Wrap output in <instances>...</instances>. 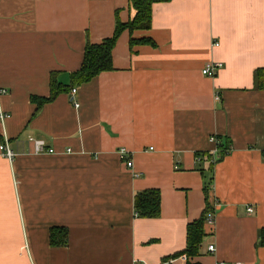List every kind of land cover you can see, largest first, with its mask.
Returning <instances> with one entry per match:
<instances>
[{
	"label": "crops",
	"instance_id": "1",
	"mask_svg": "<svg viewBox=\"0 0 264 264\" xmlns=\"http://www.w3.org/2000/svg\"><path fill=\"white\" fill-rule=\"evenodd\" d=\"M135 15L130 0H0V145L16 155L0 151V264H164L206 207L211 166L196 153L215 158L214 137L231 152L213 167L215 222L193 262L264 264V0L156 3L150 30L118 39L112 71L32 100L50 97L52 74L70 87L87 43ZM209 62L223 64L215 78L202 74ZM150 189L161 214L138 218L135 195ZM52 228L67 246L50 245Z\"/></svg>",
	"mask_w": 264,
	"mask_h": 264
},
{
	"label": "trees",
	"instance_id": "2",
	"mask_svg": "<svg viewBox=\"0 0 264 264\" xmlns=\"http://www.w3.org/2000/svg\"><path fill=\"white\" fill-rule=\"evenodd\" d=\"M172 0H130V6L135 9L136 15L128 23H122L117 16L116 29L111 38L105 39L100 44L87 43L85 48L84 59L79 71L72 74V84L70 87H66L57 81L54 74L50 78L51 94L49 98H32L33 101H38V108H41L44 104L52 101L60 93L73 89L91 82L94 78L104 72L113 70V50L116 43L123 32L129 31L131 34L136 30L147 31L152 27V7L156 3H165ZM130 46L133 49L135 46H151L156 47V44L152 39L144 38L140 40H130ZM256 85L259 89L264 90V71L257 70L255 73ZM218 153L214 158L211 154L205 152L196 153L197 159L200 162L209 160L210 162V174L213 175V167L216 163L223 160L231 152V146L229 141L225 143L220 142L218 144ZM208 178L205 195H206V207L201 217L188 225L187 228V241L186 248L176 253L175 255L164 260V264H167L170 260H176L182 256L187 258L186 264H199L194 263V259L200 256V249L202 242L206 237L204 227L206 224V218L209 213L214 212L213 206L208 202V189L213 184V176ZM134 206L136 216L142 219H154L158 218L161 214V193L158 189H150L138 192L135 195ZM50 245L52 247H65L68 245V231L64 228H52L50 230ZM258 246L264 247V228L259 232Z\"/></svg>",
	"mask_w": 264,
	"mask_h": 264
},
{
	"label": "built area",
	"instance_id": "3",
	"mask_svg": "<svg viewBox=\"0 0 264 264\" xmlns=\"http://www.w3.org/2000/svg\"><path fill=\"white\" fill-rule=\"evenodd\" d=\"M214 45H217V43H214ZM223 68V64L222 63H219V62H209L205 65V67L202 69V74L208 78H215L218 74V72ZM73 93L76 92L75 89L72 90ZM8 94V91L5 90V89H1L0 88V96L2 95H6ZM216 99H219V95H217ZM75 104V107H79V104L78 103H74ZM4 118H6L5 114L0 112V120H3ZM213 142L216 143V145L218 146L219 142L218 140L214 137L212 138ZM34 143V149H35V152L37 154L39 153H48V154H54V149H50L48 148V146L46 145V143L42 140H34L33 141ZM0 151L2 153V155L4 157H6L7 159H9L10 161H12L14 158H15V154L14 152L9 148V145H8V141H5L4 143H2L0 145ZM120 157L121 159L126 163L127 167L129 169L133 168V163L131 160L128 159L127 155H128V151L126 149H121L120 150ZM218 153V147H217V150H216V153ZM198 162H200V159L198 158L197 159ZM249 212L252 211V208H249L248 209ZM215 214L214 213H209L207 215V224L210 225V226H213L214 225V222H215ZM208 250L210 252H215V246H210L208 248ZM180 259L186 261L187 258L185 256H182L180 257ZM176 260H170L167 264H173ZM221 264H226V263H221ZM235 264H240V263H235Z\"/></svg>",
	"mask_w": 264,
	"mask_h": 264
}]
</instances>
